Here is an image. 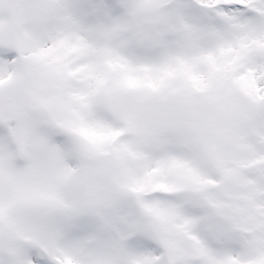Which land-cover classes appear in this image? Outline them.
<instances>
[{
    "label": "snow or ice",
    "instance_id": "1",
    "mask_svg": "<svg viewBox=\"0 0 264 264\" xmlns=\"http://www.w3.org/2000/svg\"><path fill=\"white\" fill-rule=\"evenodd\" d=\"M0 264H264V0H0Z\"/></svg>",
    "mask_w": 264,
    "mask_h": 264
}]
</instances>
